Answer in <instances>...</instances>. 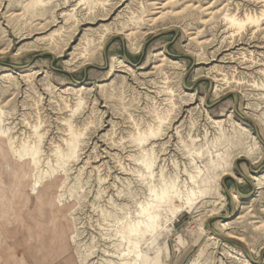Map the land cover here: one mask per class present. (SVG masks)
<instances>
[{"label":"rangeland","instance_id":"1","mask_svg":"<svg viewBox=\"0 0 264 264\" xmlns=\"http://www.w3.org/2000/svg\"><path fill=\"white\" fill-rule=\"evenodd\" d=\"M0 264H264V0H0Z\"/></svg>","mask_w":264,"mask_h":264},{"label":"bare ground","instance_id":"2","mask_svg":"<svg viewBox=\"0 0 264 264\" xmlns=\"http://www.w3.org/2000/svg\"><path fill=\"white\" fill-rule=\"evenodd\" d=\"M45 1V0H44ZM113 10V9H112ZM117 33V32H116ZM22 38V37H21ZM146 209H143L142 210V215H144V216H146ZM144 227L146 228V229H148L149 231H152L153 230V228H154V223H153V220H152V218L151 217H149V216H146L145 217V221H144ZM235 242V241H234ZM239 242V241H238ZM236 243V242H235ZM240 244V243H239Z\"/></svg>","mask_w":264,"mask_h":264}]
</instances>
